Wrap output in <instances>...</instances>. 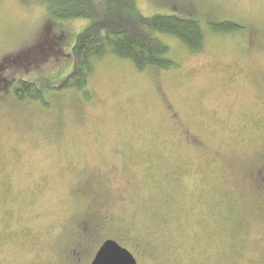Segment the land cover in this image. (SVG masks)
<instances>
[{
  "label": "rangeland",
  "instance_id": "obj_1",
  "mask_svg": "<svg viewBox=\"0 0 264 264\" xmlns=\"http://www.w3.org/2000/svg\"><path fill=\"white\" fill-rule=\"evenodd\" d=\"M136 3L197 21L201 51L155 33L175 67L91 59L55 91L91 20L0 0V264H91L107 239L136 264H264V0ZM51 41L44 64L12 62ZM19 79L42 100H17Z\"/></svg>",
  "mask_w": 264,
  "mask_h": 264
},
{
  "label": "trees",
  "instance_id": "obj_2",
  "mask_svg": "<svg viewBox=\"0 0 264 264\" xmlns=\"http://www.w3.org/2000/svg\"><path fill=\"white\" fill-rule=\"evenodd\" d=\"M54 20L85 18L90 26L75 37L71 52L75 60L73 70L51 89L62 91L81 89L87 83L91 71V59L100 61L105 57L130 60L137 71L146 67L170 69L173 61L155 33L166 34L180 41L191 53L201 51L204 33L197 21L175 15L156 14L146 16L136 0H102L103 12L96 0H34ZM213 33L240 28L233 23L210 24ZM17 100H42L41 90L32 82L17 80L13 88ZM44 105L46 103L42 102Z\"/></svg>",
  "mask_w": 264,
  "mask_h": 264
},
{
  "label": "water",
  "instance_id": "obj_3",
  "mask_svg": "<svg viewBox=\"0 0 264 264\" xmlns=\"http://www.w3.org/2000/svg\"><path fill=\"white\" fill-rule=\"evenodd\" d=\"M91 264H136L133 255L116 241L107 239L99 247Z\"/></svg>",
  "mask_w": 264,
  "mask_h": 264
},
{
  "label": "flooded vegetation",
  "instance_id": "obj_4",
  "mask_svg": "<svg viewBox=\"0 0 264 264\" xmlns=\"http://www.w3.org/2000/svg\"><path fill=\"white\" fill-rule=\"evenodd\" d=\"M59 42L60 41H54V42L51 41L49 42L48 44L49 47L47 48L36 49V50L31 49L30 51L27 52V54H25L24 56H19L18 58L15 59V61L12 62L27 68H31L33 64L42 65L45 62H47L50 58L57 56L56 54L59 53V49H58ZM2 69H4V66L0 67V70Z\"/></svg>",
  "mask_w": 264,
  "mask_h": 264
}]
</instances>
